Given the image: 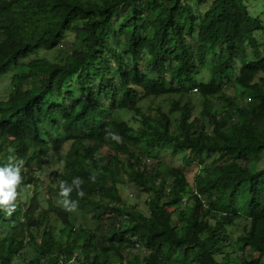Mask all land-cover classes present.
<instances>
[{
	"label": "trees",
	"instance_id": "1",
	"mask_svg": "<svg viewBox=\"0 0 264 264\" xmlns=\"http://www.w3.org/2000/svg\"><path fill=\"white\" fill-rule=\"evenodd\" d=\"M247 1L0 0V264H264V20ZM68 34L63 61H27ZM151 150L184 153L193 181Z\"/></svg>",
	"mask_w": 264,
	"mask_h": 264
},
{
	"label": "rangeland",
	"instance_id": "2",
	"mask_svg": "<svg viewBox=\"0 0 264 264\" xmlns=\"http://www.w3.org/2000/svg\"><path fill=\"white\" fill-rule=\"evenodd\" d=\"M247 6L250 8L252 15L256 17H261L264 20V0H248ZM201 9L204 10L205 6L204 5L201 6ZM74 44H75L74 35L68 34L65 37V39L62 41V43L59 45V47L52 50H43V48H40L37 51L38 54H34L30 58H28L27 61L32 59L36 55H39L40 57L50 62L63 61L66 58L67 54L73 49ZM236 64L239 74L240 67L242 66V64L240 61H237ZM211 77H212L211 73L207 71L205 74H201L199 79L203 81H208L210 80ZM231 77L234 78L235 76L231 75ZM11 79H12V73L0 76V99H6L9 96V93L12 88ZM228 93L233 97H238L240 101L245 103V89L240 85H235L233 83L232 86L228 88ZM178 99L179 96L177 95L169 97L168 103L165 104L166 109L170 105L174 104L173 100H178ZM213 99L216 102V105H219V100H220L219 97L214 96ZM183 100L185 101L186 97H184ZM194 102H195L194 113L199 114L201 110L200 99L194 97ZM128 116L130 115L124 114V117H128ZM132 124L135 125V127L137 126V124L134 121H132ZM108 150L110 149H106L105 152ZM151 151L152 152L149 153V158H151L150 160L152 162L157 161V159L161 160L162 162L160 167L164 172H167L168 168L171 166H178V167L181 166L187 171L190 180L193 181V177L197 170L198 165L196 166V163H194L191 166H185L183 161L184 153L173 154L172 151L170 150L169 151L151 150ZM63 157H64V153H62L61 151L55 153L52 152L45 157L44 169L40 173V177L42 178L44 185H48V184L56 185L58 183L59 178L54 175V171L62 169ZM212 159L213 157H209L206 159V162H210ZM119 187L127 201L138 204L139 208L143 209L145 212H148L147 203H146L147 194L145 192L140 191L134 183L125 186L119 185ZM79 217H81V215H79ZM52 220L55 221L54 217ZM235 220H236L235 223L230 225L229 229L237 233H240L243 228V224L241 223V218L235 216ZM91 225H92V221H91ZM32 258L33 255L30 252H28V254L26 255L21 254L16 258V260L13 261V264H31Z\"/></svg>",
	"mask_w": 264,
	"mask_h": 264
}]
</instances>
